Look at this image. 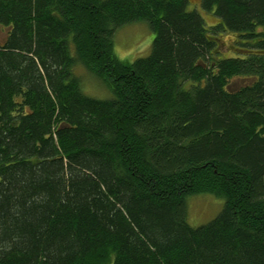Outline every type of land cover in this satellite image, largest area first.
Returning <instances> with one entry per match:
<instances>
[{"label": "trees", "instance_id": "16d2710c", "mask_svg": "<svg viewBox=\"0 0 264 264\" xmlns=\"http://www.w3.org/2000/svg\"><path fill=\"white\" fill-rule=\"evenodd\" d=\"M188 4L0 0V264H264V0ZM200 192L224 202L193 227Z\"/></svg>", "mask_w": 264, "mask_h": 264}, {"label": "rangeland", "instance_id": "374dc122", "mask_svg": "<svg viewBox=\"0 0 264 264\" xmlns=\"http://www.w3.org/2000/svg\"><path fill=\"white\" fill-rule=\"evenodd\" d=\"M188 8H197L205 20L206 25H213L217 22L211 12L200 9L199 0H189ZM7 28L0 26V40L3 39ZM221 47L225 55H232L231 48L235 41L232 33H222L219 37ZM153 32L145 21H134L118 27L114 31V51L119 58L132 61L136 58L145 57L150 53ZM228 49V50H227ZM81 81L83 92L95 98H108L110 91L94 76L83 67L75 68ZM237 81V79H236ZM235 82V80L231 81ZM223 198L209 192H200L186 197V220L189 225L197 227L209 222L222 209Z\"/></svg>", "mask_w": 264, "mask_h": 264}]
</instances>
